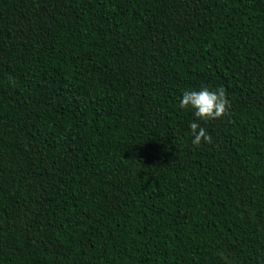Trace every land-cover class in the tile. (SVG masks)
I'll return each mask as SVG.
<instances>
[{
    "label": "trees",
    "instance_id": "16d2710c",
    "mask_svg": "<svg viewBox=\"0 0 264 264\" xmlns=\"http://www.w3.org/2000/svg\"><path fill=\"white\" fill-rule=\"evenodd\" d=\"M0 264H264V0H0Z\"/></svg>",
    "mask_w": 264,
    "mask_h": 264
},
{
    "label": "clouds",
    "instance_id": "9594fccd",
    "mask_svg": "<svg viewBox=\"0 0 264 264\" xmlns=\"http://www.w3.org/2000/svg\"><path fill=\"white\" fill-rule=\"evenodd\" d=\"M179 104L192 110L193 115L199 118L191 120L188 124L191 143L198 147L202 142L212 143V136L201 121L223 115L230 106V100L223 85L214 88L205 85L185 89L180 96Z\"/></svg>",
    "mask_w": 264,
    "mask_h": 264
}]
</instances>
